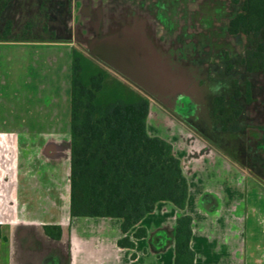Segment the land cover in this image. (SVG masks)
Here are the masks:
<instances>
[{
  "label": "crops",
  "instance_id": "obj_1",
  "mask_svg": "<svg viewBox=\"0 0 264 264\" xmlns=\"http://www.w3.org/2000/svg\"><path fill=\"white\" fill-rule=\"evenodd\" d=\"M13 2L5 6L14 7ZM202 3L47 0L39 14L25 5L7 16L2 10L0 204L7 213L0 218V250L6 249V255L11 238L5 226L19 221L13 205L25 193L50 194L59 185L43 182L51 173L43 176L34 163L38 147L44 158L59 152V145L69 153L70 178L72 60L74 47H79L153 96L148 132L172 144L188 181V200L183 210L159 201L128 233L133 237L137 228L147 231L146 237L134 239V248L118 245L123 236L120 218L91 217L102 231L96 244L99 259H85L73 243L57 256L58 264H174L176 221L181 215L192 217L195 264H264V71L247 75L253 100L245 107L243 127L232 135L220 131V146L227 151L233 141L235 157L162 110V104L197 85L214 59L225 63V52L230 58L244 57L247 49L243 34L228 32L239 6L230 0ZM65 187L62 193L67 197ZM40 225L45 234V225L61 226L59 239L46 234L59 241L69 226L65 220ZM20 233L23 244L21 237L28 236L23 237L25 230ZM6 260L12 262L10 253ZM51 260L52 254H43L40 264Z\"/></svg>",
  "mask_w": 264,
  "mask_h": 264
},
{
  "label": "trees",
  "instance_id": "obj_2",
  "mask_svg": "<svg viewBox=\"0 0 264 264\" xmlns=\"http://www.w3.org/2000/svg\"><path fill=\"white\" fill-rule=\"evenodd\" d=\"M231 1L241 7L228 31L247 39L245 70H264V0ZM152 99L115 69L74 47L70 216L120 218V247L134 248V239L147 236L145 228H137L133 237L128 233L159 201L183 210L188 200V181L172 144L148 132ZM223 99L216 97L215 105ZM44 230L53 239L62 236L59 225H45ZM191 237L192 217L179 216L174 264H195Z\"/></svg>",
  "mask_w": 264,
  "mask_h": 264
},
{
  "label": "rangeland",
  "instance_id": "obj_3",
  "mask_svg": "<svg viewBox=\"0 0 264 264\" xmlns=\"http://www.w3.org/2000/svg\"><path fill=\"white\" fill-rule=\"evenodd\" d=\"M9 1L10 0H0V14L3 10V16L13 13L15 7L19 8L23 7L24 5L28 7V10H32L33 8V12L38 11L37 14H39L41 13L42 9H45L46 5H48L46 1L44 4L45 8H42V0H15V2H13V5H15L14 7H6L5 4ZM200 1L203 2L202 4H204L205 1L208 0H199V2ZM48 3L50 4L51 1ZM35 6H38L37 10H35ZM165 41H167V37L165 38ZM237 53L238 52H236V55H238ZM242 58L243 55L235 56L231 60V65L227 64L226 62L222 63V61L214 59L209 65H207L205 69V75L199 80L198 83H196L197 85L192 88L193 91L196 92V96H198L197 98L200 101V105L197 110V114L194 113V116L191 117L192 119L188 118V121L212 144H215L222 149L224 148L220 146L222 145L221 141H223L220 140L221 132L213 127L210 117V110L213 100L216 96H224V98L232 96L233 98H237L239 95H244L243 89L245 88V79L243 78L244 66L242 64ZM185 94L186 96L189 95L187 93H181V95H179L176 100H178L182 95L184 97L183 99H186ZM171 106V103L168 104V107ZM219 107L220 109L225 110L223 108V102ZM218 109L219 108H217V111ZM247 111L248 109L244 108L243 113L240 114L238 120H236V122L240 123V125L244 124V119L247 117ZM229 115H219L220 118L218 120H225L226 123L232 127L234 122L229 123L228 119L229 117H234V114L231 113ZM176 120L179 122L178 119ZM151 127H153V121L151 122ZM231 133L228 135H232ZM242 134L244 133L242 132ZM228 137L230 138L231 136ZM231 142H229L230 148L226 149L230 156L235 157L234 154L236 152H234L233 141ZM39 149L41 148L38 147V150ZM38 150L37 153H35L38 158H35L34 163L36 162L37 168L42 170L43 176H47L46 171L51 173L49 178H43V180H46L43 182L47 184L49 181L48 185L52 186V182L54 181V185L55 182L59 185L57 186L56 190L50 194L37 192V194L40 195L35 196L31 195L33 194L32 192L25 193L22 195V199L18 201L17 206L16 204L13 205V207H18V209L14 210V212L16 215H18L19 221L15 225L8 224L5 226V231L8 237L11 238V241L7 246V255L5 254L6 249L5 251L2 249L0 250V264H40L43 254L46 253L53 255V260H51L49 264H58L57 256L60 258V254H63L62 252L64 247L68 249L73 243L82 250L81 252L83 254L81 253V255H85V259L91 261L98 260L99 249H97L98 245L96 244L99 243L97 240L102 231L98 226L94 225L97 219L91 217H77L73 219L70 217V178L69 170L67 171V165L69 161H66L67 157L69 158V153L65 152L64 149L59 145V152H55L53 155L45 156L46 158H44L40 155ZM65 184L68 189L67 197L64 196L66 193H62L64 192V189H66ZM45 186L47 187V185H44V187ZM7 203L8 202H6V206H8ZM2 207L3 204H0V218L3 216V214L7 213L6 211L4 212V210H2ZM5 217H7V215ZM48 220H65L66 223L69 224V226L66 227V236L62 241L53 240L47 237V235L43 232L40 224L43 223V221ZM23 230H25L23 237L26 238V236H28V238L23 239L21 237L22 241L24 242L21 244L19 243L18 238L21 234L20 231ZM0 233L2 236L1 228ZM9 253L12 262L6 260V257L9 256ZM88 254L92 257L88 256Z\"/></svg>",
  "mask_w": 264,
  "mask_h": 264
},
{
  "label": "flooded vegetation",
  "instance_id": "obj_4",
  "mask_svg": "<svg viewBox=\"0 0 264 264\" xmlns=\"http://www.w3.org/2000/svg\"><path fill=\"white\" fill-rule=\"evenodd\" d=\"M46 1L47 0H42L43 4ZM241 1H243V0H241ZM232 4H234V3L232 2ZM234 5L239 6V10H240V7H241L240 4H234ZM233 35H235V34H233ZM262 39L264 40V30L262 32ZM247 49H248V45H247ZM247 49H246V51H247ZM246 51H245V54H246ZM245 54H244V57H245ZM225 57H226V63L231 65L230 63H231V60L233 58H230L228 56L227 52H225ZM244 57L242 58V64L244 66L243 78L245 79V88L243 89L244 95H242V96L239 95L237 98H233L232 96L231 97L229 96L228 98L227 97L224 98V96H222L224 98L223 99V104H224L223 108L225 110H222V109H220L219 106L215 105L216 104L215 99L218 96H216L213 100V104H212V107L210 110V117L212 120L213 127L218 131H225V132L231 133V132H236L237 130L241 129L243 127L242 124L240 125V123L236 122V120H238L239 115L243 113L246 105L253 100L251 85H250V82L248 81L247 75L250 73L259 72V71L246 72L245 65H244ZM260 71H264V70H260ZM193 87L194 86H192L188 90V93H187V94H189L188 96H186V94H185L186 99H183L184 97L182 95L180 97L181 99L179 98L178 100L171 103V105H172L171 107H168V104H162V109L165 112H167L174 119H178L179 122L184 123L188 127H194L193 125L190 124V122L188 121V118L190 119L191 117H193L194 113L197 114V110H198L199 105H200V101L197 98L198 96H196V92L193 91V89H192ZM242 97H243V99H242ZM217 108H219L218 111L216 112L218 116H216L214 114V111L217 110ZM231 113L234 114V117H229L228 121H229V123L234 122L233 126L236 125V127L234 129H232L229 126V124L226 123L225 120H223V121L218 120L220 118L219 115H222V114H228L229 115ZM229 116H231V115H229Z\"/></svg>",
  "mask_w": 264,
  "mask_h": 264
}]
</instances>
